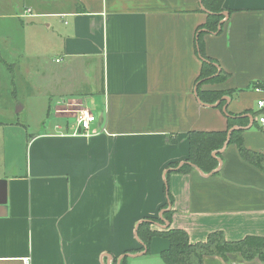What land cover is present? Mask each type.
<instances>
[{
    "label": "crops",
    "instance_id": "1",
    "mask_svg": "<svg viewBox=\"0 0 264 264\" xmlns=\"http://www.w3.org/2000/svg\"><path fill=\"white\" fill-rule=\"evenodd\" d=\"M223 2L221 31L203 36L205 56L226 77L202 85L225 92L209 103L196 83L203 65L196 29L207 20L201 0H19L13 18L23 34L0 48V83L11 81L19 103L21 91L33 99L40 88L54 119L33 132L0 121V179L7 180L0 264L26 257V264H117L126 254L127 264H165L166 237H154L150 253L135 251L148 216L163 218L158 228L185 229L191 243L215 231L230 241L264 236V171L236 144L216 152L212 172L177 170L189 156V132L226 129L228 114L249 118L236 126L246 148L264 154L257 105L264 98V0ZM38 16L56 52L48 62V53H38L39 69L25 38L39 28L29 21ZM67 100L80 103L77 114L57 110ZM82 109L96 117L87 130L67 119ZM169 194L171 221L161 210ZM204 259L264 264L239 252Z\"/></svg>",
    "mask_w": 264,
    "mask_h": 264
},
{
    "label": "trees",
    "instance_id": "2",
    "mask_svg": "<svg viewBox=\"0 0 264 264\" xmlns=\"http://www.w3.org/2000/svg\"><path fill=\"white\" fill-rule=\"evenodd\" d=\"M224 0H201L202 6L207 12V20L200 24L196 29L195 46L197 52L202 57V68L196 83L197 93L199 97L206 102L214 103L222 98L225 92L222 90H204L201 89L205 82H217L226 78L222 71H218L215 64L208 61L203 48V36L207 32H220L221 20L223 17ZM224 101L220 102V105ZM254 115L255 112L251 111ZM243 114H228V127L218 130H191L189 132L190 147L189 156L186 161L177 168L178 171L189 173L194 167H198L206 172H212L217 169L219 160L214 152H218L223 148L228 138L229 144H236L241 155L249 162L253 163L264 171V154L247 149L244 144L243 128L233 129L228 137V132L233 126H247L249 118L243 117ZM219 155V154H218ZM179 162H174L169 166H178ZM170 199L162 207L163 215L166 220L171 221V210H165L173 201ZM160 216H148L141 221L137 227L138 237L141 240V247L135 251H146L145 254L151 252V242L154 237H166L169 239L170 247L162 250L160 253L161 260L165 264H205V256L217 255L227 259L229 253H241L246 260H252L259 257L264 261V236H247L237 241H230L225 238L223 231H215L209 234L206 241L191 243L188 232L181 228H172L170 225L164 228L156 227V223L163 222ZM128 256L125 255L120 259V264L128 263ZM116 263L118 259H114Z\"/></svg>",
    "mask_w": 264,
    "mask_h": 264
},
{
    "label": "rangeland",
    "instance_id": "3",
    "mask_svg": "<svg viewBox=\"0 0 264 264\" xmlns=\"http://www.w3.org/2000/svg\"><path fill=\"white\" fill-rule=\"evenodd\" d=\"M21 1V0H20ZM19 3V0H8L5 2L0 0V48H5V43L7 40H11V37H20L21 33L23 34V30L20 27V23H18L17 18H13L14 14L17 12L15 8L16 4ZM28 19V18H26ZM37 21L39 22V28L37 26L28 28L26 30V48L29 52L33 53V61L35 67L39 69L38 65L42 64V60L37 57L38 53L46 52L47 62L49 58H53V52L51 45L53 44V40L51 34L45 31L42 24L44 23L42 17H34L29 19V21ZM41 24V25H40ZM59 56V55H57ZM11 75V74H10ZM13 84L11 81H6L5 83H0V121L7 123L8 126H12L14 128H18L17 130L23 129L22 127L29 129V132L42 130L45 125L43 123L49 122L54 119L49 118L47 115L48 104L50 103V98L44 97L40 94L41 89L38 88L34 95H31V98L24 97L26 95L25 90L21 91V94L18 95L20 99V103L16 98H13ZM24 93V94H23ZM87 106H91L90 102L86 104ZM23 106L22 110L20 108ZM80 107V103L74 100H67L60 104L57 108L59 112L63 113V115H75L76 110ZM77 114V113H76ZM50 119V120H49ZM68 122L71 124L76 123L75 117H68ZM10 120V122H9ZM17 123H20L18 125ZM22 123L24 126L21 127ZM9 129V128H8ZM1 146V144H0ZM2 148H0L1 150ZM19 157L23 159V154L18 153ZM4 159L3 154L0 152V175L4 170Z\"/></svg>",
    "mask_w": 264,
    "mask_h": 264
},
{
    "label": "built area",
    "instance_id": "4",
    "mask_svg": "<svg viewBox=\"0 0 264 264\" xmlns=\"http://www.w3.org/2000/svg\"><path fill=\"white\" fill-rule=\"evenodd\" d=\"M257 105L259 106L260 109L263 110L264 109V98L261 100H258ZM76 116H77V127L79 129L81 128L84 130L89 129L90 124L96 119L95 115L86 109L80 110V112ZM258 121L260 122L262 126L264 125V111L262 114L258 115ZM77 133H81V132H79L78 130ZM24 262L25 264L29 262L28 257H26Z\"/></svg>",
    "mask_w": 264,
    "mask_h": 264
},
{
    "label": "water",
    "instance_id": "5",
    "mask_svg": "<svg viewBox=\"0 0 264 264\" xmlns=\"http://www.w3.org/2000/svg\"><path fill=\"white\" fill-rule=\"evenodd\" d=\"M225 13V12H224ZM220 103V101L217 102ZM250 117L252 118V116L250 115ZM239 128L237 126H233V128H231L228 132V137L231 134V132L233 131V129ZM230 137L228 138L226 144L224 146H226L229 143ZM214 154L216 155L217 153L214 152ZM7 202V180L6 179H0V208H2L3 206L6 205ZM169 225V222H166V224L164 225L165 227ZM141 253L145 254L146 251H142ZM127 256H131L130 254H126ZM120 260V259H119ZM118 260L117 264H120V261Z\"/></svg>",
    "mask_w": 264,
    "mask_h": 264
}]
</instances>
